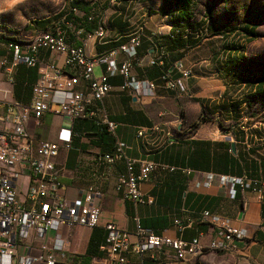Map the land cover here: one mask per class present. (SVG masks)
<instances>
[{
  "label": "crops",
  "instance_id": "1",
  "mask_svg": "<svg viewBox=\"0 0 264 264\" xmlns=\"http://www.w3.org/2000/svg\"><path fill=\"white\" fill-rule=\"evenodd\" d=\"M193 1L196 24L204 25L208 10L217 22L195 46L170 44L168 36L173 29L168 14L160 10L162 0H118L115 4L98 0L97 9L106 28L104 37H87L85 33L80 39L69 37V43L83 45L88 55L97 58L125 42L137 26L143 27L132 73L139 81H153V93L136 95L130 89L120 90L121 77L112 75L107 78L110 91L102 104L108 118L118 123L117 137L125 144L127 155L151 159L157 167L139 184L141 194L151 197L152 204H133L113 189L115 175L124 170L122 161L111 167L105 179L99 177L104 169L100 155L113 150V142L103 130L88 118L70 122L52 111L45 112L37 124L30 119L27 128L36 141L56 140L60 127L71 130V142L68 147L59 146L56 162L64 199L79 204L80 189L87 186L100 194L96 226H60L58 233L64 240L56 253L60 264H109L99 249L103 225L108 221L126 230L132 242L139 225L155 234L197 238L204 247L191 262L163 253L154 259L148 254L130 253L133 264H264V75L250 72V66L256 64L244 56L245 46L242 51L228 50L229 41L216 45L211 40L230 37L215 33L220 25L231 24L228 10L221 6L216 12L209 8L196 15L197 3ZM95 22L85 24V32ZM208 35L211 38H206ZM3 52L0 43V54ZM159 54L167 55L171 64L183 63L189 72L184 80L188 94L166 90L153 77L150 60ZM39 57L42 61L50 59L44 50ZM117 58L121 60L123 54ZM53 60L60 65L62 56ZM236 62L237 75L224 72ZM172 66L171 74L176 75ZM96 67L93 74L99 76L104 64L98 65V75ZM0 99L18 101L13 82L2 69ZM199 117L202 120L193 127ZM233 177L242 178L247 186L234 183L236 195L232 197ZM226 225L244 227L245 237L233 240L227 251L206 248ZM54 233L49 231L48 235ZM25 245L29 253L37 252V243H23L20 252L26 250Z\"/></svg>",
  "mask_w": 264,
  "mask_h": 264
},
{
  "label": "built area",
  "instance_id": "2",
  "mask_svg": "<svg viewBox=\"0 0 264 264\" xmlns=\"http://www.w3.org/2000/svg\"><path fill=\"white\" fill-rule=\"evenodd\" d=\"M108 1L110 4L118 2ZM71 11L81 17L77 8L73 7ZM95 17L87 16L85 23L92 22ZM85 23L73 26L70 21L55 22L28 39L3 44L0 69L10 82H13V72L20 63L36 67L37 77L27 104L0 99V264H60L56 258L57 251L64 244L58 233L60 226L92 228L99 221L100 194L91 186L80 189L79 204H69L62 194L56 162L59 146L68 147L71 142V130L60 127L56 140L36 141L27 128L30 119L37 124L45 112L52 111L70 122L88 118L96 125L104 126L113 139V150L101 154L98 159L104 164L100 179H105L111 167L122 161L124 170L115 175L114 191L133 204L153 202L151 197L141 194L139 184L149 178L157 164L148 158L134 159L127 155L125 144L117 137L118 123L108 118L102 104L103 97L110 91L107 78L112 75L121 77L120 90L130 89L136 95L153 93V81H139L132 73L143 27L137 26L125 42L95 58L85 52L83 45L68 42L69 31L76 39L84 33L87 37H104L106 28L101 16L88 32H85ZM41 50L46 51L50 59L42 61L39 57ZM118 54H123L121 60H118ZM56 56H62L60 65L53 60ZM155 62L160 63V56L150 60V64ZM100 64H104V68L99 76H94V67ZM172 68L176 75L164 73L161 76L163 87L177 94H188L184 81L188 70L181 61H175ZM81 82L84 84L79 87ZM231 182L229 192L232 197L234 183L247 186L242 178L233 177ZM103 228L105 237L99 249L109 264H133L130 253L148 254L152 259L163 253L179 261L191 262L204 250L197 238L185 240L155 234L139 225L133 242L129 233L113 222H105ZM49 231H54V235L49 236ZM244 237V227L226 225L219 237L211 240L206 248L227 251L233 240ZM23 243H37V252L29 253L26 245V250L20 252Z\"/></svg>",
  "mask_w": 264,
  "mask_h": 264
},
{
  "label": "trees",
  "instance_id": "3",
  "mask_svg": "<svg viewBox=\"0 0 264 264\" xmlns=\"http://www.w3.org/2000/svg\"><path fill=\"white\" fill-rule=\"evenodd\" d=\"M98 0H69V10L64 14H59L60 16L54 21L62 24L64 21L72 22L73 26H78L79 23H85L86 17L89 15H95V19L92 22H95L100 16V13L97 9ZM77 8L81 12V17L75 16L71 8ZM163 13L168 14L171 25L172 32L168 36L170 44L177 43L184 48L197 45L205 36L206 33L210 31V27L217 25V22L213 18L212 13L208 12L204 15V25L196 24L194 19V10L195 4L193 0H162L161 9ZM46 20H40L39 24L44 27ZM86 24V23H85ZM46 28V27H45ZM43 28V29H45ZM254 25L250 20H244L239 24H230L227 26L220 25V28L215 32L220 36L236 35L241 37L245 43L251 42L255 37L256 33L254 32ZM72 34L71 31L68 32L70 37ZM10 41H19L16 36L7 34L3 31H0V43L6 44ZM228 50H239L242 51L244 46L239 45L238 43L228 42ZM160 63L155 62L150 64V67L153 69V77L160 80L162 83L161 76L166 72H172L171 62L168 60L167 55L159 54ZM16 72L13 75V91L14 96L20 100V102L27 104L31 96L32 85L37 77V68L36 67H27L25 64H18L15 68ZM225 73L229 75H237L239 73L238 62L231 64L227 69H224ZM175 76V75H173ZM84 119V118H83ZM93 126L103 130L110 138L111 136L106 131L104 126L96 125L93 120L89 119ZM202 120V117H199L196 121L192 123V126L195 127ZM112 142L113 139L111 138ZM235 189V188H234ZM236 195V190L235 194ZM259 233V232H258ZM105 237V230H104ZM103 237V240H104ZM103 242V241H102ZM91 248V247H90ZM88 248V250L90 249Z\"/></svg>",
  "mask_w": 264,
  "mask_h": 264
},
{
  "label": "rangeland",
  "instance_id": "4",
  "mask_svg": "<svg viewBox=\"0 0 264 264\" xmlns=\"http://www.w3.org/2000/svg\"><path fill=\"white\" fill-rule=\"evenodd\" d=\"M195 1L196 15L203 14L209 8L216 12L219 7L224 6L229 12V23L239 24L246 19L252 22L256 37L249 43H245L236 35H230L227 38L215 37L211 40L215 41L216 45L229 41L245 46L244 56L256 64L250 66V72L264 75V0ZM68 2L69 0H0V31L16 36L18 39H28L43 28L51 26L60 16L59 14L67 12L70 7ZM40 20H46L44 27L39 24ZM206 38L211 37L208 35ZM99 71L97 66L95 75H98ZM262 105L264 106L263 102Z\"/></svg>",
  "mask_w": 264,
  "mask_h": 264
}]
</instances>
